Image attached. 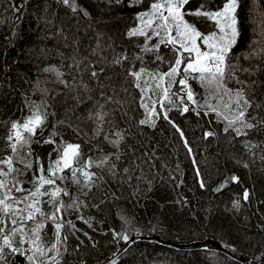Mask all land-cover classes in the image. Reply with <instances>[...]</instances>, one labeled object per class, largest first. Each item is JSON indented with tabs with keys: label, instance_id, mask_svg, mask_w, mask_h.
Returning a JSON list of instances; mask_svg holds the SVG:
<instances>
[{
	"label": "trees",
	"instance_id": "16d2710c",
	"mask_svg": "<svg viewBox=\"0 0 264 264\" xmlns=\"http://www.w3.org/2000/svg\"><path fill=\"white\" fill-rule=\"evenodd\" d=\"M153 2L70 0L66 5L62 0H0V156L14 155L8 140L14 134L11 125L25 121L34 111L32 106L43 103L49 115L46 127L37 131L30 145L33 167L25 170L19 162L13 163L23 173L17 179L24 188H31L38 164L47 169L58 158L55 149L62 141L80 144L85 158L110 155L115 163V175L107 166L92 169L100 178L90 189L81 191L57 181L60 187L68 186L65 204L80 202L78 208L63 213L59 255L48 253L57 256L59 264H264V128L250 131L247 137L225 133L224 122L206 106L217 102L213 90L192 78L188 84L196 103L185 99L188 112L182 113L181 101L170 97L173 103L165 101V107L171 108L167 120L161 115L154 127L139 123L146 118L141 89L149 107L162 93L150 87L147 75L136 88L128 72L144 67L149 73H165L176 59L171 45L161 44V60L152 53L142 54L145 38L127 35L139 25L137 14L148 11ZM225 2L190 0L183 10L194 12L203 6L215 11ZM237 16L240 37L232 56H239L241 66L254 69L251 77L242 73L240 78L259 82L250 98L262 107L249 112L264 117V56L245 59L252 49L264 48V0H240ZM184 20L203 34L217 30L204 16L185 15ZM159 40L152 37L148 44ZM121 55L128 59L113 64ZM139 55L143 61L136 59ZM92 70L100 74L98 80L90 78ZM57 72L63 75L58 77ZM81 82L87 90L79 87ZM180 87L173 84L170 91L185 96ZM228 87L236 85L229 82ZM104 95L120 104H105ZM99 104L111 113V123L97 136V123L89 117ZM156 108L162 111L159 104ZM113 124L115 131L124 133L118 148L104 139ZM209 131L216 135L205 138ZM50 139L56 142L46 143ZM245 141L256 147H246ZM0 167L7 171L6 165ZM13 195L22 194L13 191ZM43 208L52 211L48 205ZM55 231L52 222L45 223L41 237L47 247L57 243ZM6 264H27V260L10 255Z\"/></svg>",
	"mask_w": 264,
	"mask_h": 264
},
{
	"label": "snow or ice",
	"instance_id": "6c2138e0",
	"mask_svg": "<svg viewBox=\"0 0 264 264\" xmlns=\"http://www.w3.org/2000/svg\"><path fill=\"white\" fill-rule=\"evenodd\" d=\"M62 2L68 5L70 0H62ZM189 2L190 0H155L148 11L137 14L139 25L127 33L129 37H144L145 43L141 48V53L155 54L157 60L162 59L158 55L161 44L173 46L176 52L174 64L165 73H149L144 67L128 72V75L135 79L136 88H141V78L147 75L152 81L150 87L160 89L162 93L159 100L151 101V107H149V104L144 102V89H141V106L146 111V118L140 120L139 123L154 127L155 119L160 118L161 115L167 120L171 108L165 107V101L173 103L170 97H176L181 101L179 107L182 113L188 112L189 107L184 102L185 99L193 104L196 103L194 93L188 84V79L192 78L198 80L205 88L213 90L211 95L216 98L217 102L206 106L208 112L215 113L217 119L224 122L223 131L232 132L235 137H247L250 131L264 128V117L252 116L249 112L253 107L255 109L262 107L260 103L250 98L253 96V87H256L259 82L252 80L249 83L240 78L242 73H247L251 77L254 69L241 66L238 63L239 56H232V49L237 45L240 37L237 16L240 0H226L223 7L215 11L203 10L201 6L194 12H185L183 9ZM73 11H76L75 7ZM84 14L88 15L87 12ZM185 15L204 16L214 22L217 30L203 34L194 25L184 20ZM152 37H160V40L159 43L149 46L148 41ZM252 43L256 44L258 41ZM201 44L204 45L203 49ZM98 52L99 48L94 50L93 54L96 55ZM185 53L187 56L184 55ZM262 56H264V48H255L246 54L245 59L251 60ZM127 59V56L121 55L114 58L112 63L122 64ZM136 59L143 61V55L137 56ZM230 60H236L237 63H229ZM79 64L80 62H77V66ZM181 65H183L182 69ZM88 67L91 65L89 64ZM88 67L85 71H88ZM100 71L103 72V68ZM57 75L61 77L63 74L57 72ZM99 75L95 70L90 72V78L93 80H98ZM177 76L181 77L178 81L175 80ZM229 82H234L236 87L229 88ZM143 83L148 84V80H144ZM177 83L181 86L180 91L184 92L185 96H179L178 93L170 91L173 84ZM79 87L87 90L88 85L81 82ZM103 98L105 104H120L119 100H114L111 96L104 95ZM105 104H99L98 109L89 117L97 123L95 133L97 136L104 131L106 123H111L109 119L111 113L105 110ZM157 104L161 112H157ZM32 107L34 111L25 121L11 125L14 134L9 135L8 140L10 151L14 155L7 158L0 156V164L7 166V171L0 167V264H6V258L10 255L24 256L27 264H48V261L52 264H59L57 260L59 244L64 239L60 235L64 226L63 213L70 208L80 206L79 201H73L71 204L64 203L63 198L70 195L67 184L76 185L81 191L85 188L90 189L100 178L96 172L92 171L94 167L104 169L107 166L108 171L115 175L116 165L111 161L110 155H105L99 160L91 156L85 158L80 144L62 141L55 149L58 158L49 164L47 169L38 164V174L34 173V178L30 182L31 188H24V182L17 179L23 173L21 169L13 167V163L19 162L25 170L33 167L30 145L34 142L37 131H42L46 127L49 115L44 110L43 103ZM173 126L176 127L175 124ZM115 127L113 124V130L105 134L104 139L118 148L124 140V133L115 131ZM177 131H180L178 127ZM51 135L55 137L57 134L52 133ZM180 135L183 137L182 131ZM215 135V132L209 131L205 133V138ZM55 142V139L46 141V143ZM184 143L187 146L186 140ZM245 146L256 147L248 141H245ZM188 151L191 152V148ZM124 171L127 172L128 169ZM197 175H199V169H197ZM58 180L61 183L67 182V184L60 187L57 185ZM203 186V181H201V187ZM13 191L22 195H13ZM248 196L249 193L245 191L244 199L247 200ZM44 205H48L52 211L45 212ZM234 207H239L238 201L234 202ZM47 222H52L56 230L57 243L52 244L51 247H47L41 237V232ZM120 238L126 242L129 241L127 235H122ZM53 251L57 253V256L48 255ZM111 264H115V261Z\"/></svg>",
	"mask_w": 264,
	"mask_h": 264
}]
</instances>
